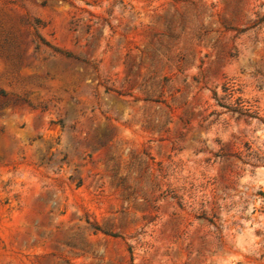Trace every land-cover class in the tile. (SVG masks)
<instances>
[{"label":"rangeland","instance_id":"rangeland-1","mask_svg":"<svg viewBox=\"0 0 264 264\" xmlns=\"http://www.w3.org/2000/svg\"><path fill=\"white\" fill-rule=\"evenodd\" d=\"M0 264H264V0H0Z\"/></svg>","mask_w":264,"mask_h":264}]
</instances>
